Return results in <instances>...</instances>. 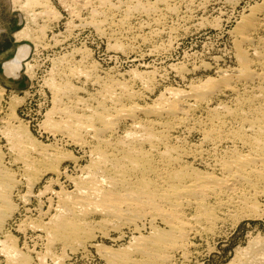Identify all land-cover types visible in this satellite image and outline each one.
I'll return each mask as SVG.
<instances>
[{
    "label": "rangeland",
    "instance_id": "rangeland-1",
    "mask_svg": "<svg viewBox=\"0 0 264 264\" xmlns=\"http://www.w3.org/2000/svg\"><path fill=\"white\" fill-rule=\"evenodd\" d=\"M29 1L27 3V0H0V91L4 92V94L1 92L0 101V129L5 127L3 122L6 121L5 119L10 113L8 103L11 102L12 104L14 101L17 103V115L21 120V125L29 132L28 136L24 137L23 142L34 144L36 148L40 145L50 144L52 145L51 149H59V152L69 154V156H67L68 159L61 158L60 161H52L45 160L34 152L28 154L29 161H32L35 166L33 173L36 175L34 178L32 177L34 185H29L27 179L30 174L25 172L22 162L16 161L17 154L8 149V142L0 134L1 164L10 173H17H12L14 179L17 180L12 190L14 194H11L13 205L11 216L8 219L9 225L7 222L6 228L1 231L0 240L8 239L7 243L16 246L20 252L22 251L24 255L28 256L30 264H105L95 245L118 250L125 248L131 238L130 230H122L124 233L121 234V237L119 232L122 231H110V229L106 231L105 227L98 224L101 219L100 215H87L89 225L95 227L93 228V237L87 239L88 244L81 245L74 250L72 247L62 248L64 244L62 245L61 240H52L46 237V232L43 229L39 230L36 226H32L33 224L42 225L55 213L54 207H56L57 198L52 197L50 192L41 194V191L53 190L54 188V190H60L63 187L65 190L72 188L65 178L59 183H50L52 185H49L46 180L50 176L55 177L54 173L57 174L55 169L59 168L60 162L64 159H66L62 163L64 165L60 167L67 165L72 172V161L75 160V157L86 155L84 149L88 150L68 140L67 135L65 136L63 132L57 131L58 128L53 126L54 124L51 122H60L68 117L61 116L56 112L60 106L61 108L70 107L71 111H73L71 107H75L74 112L85 115L103 109L112 110L115 106L112 101L117 96L115 103H120L119 105L128 106L133 103L147 108L148 104L154 106L161 94L163 96L166 93L164 95L168 97L169 88L186 89L187 86L200 84L208 78L215 80L219 78L220 73L224 74L236 70L239 65L237 49L238 45L241 44L237 34V30H239L238 21L242 16L248 15L252 9L260 7L263 2L262 0H46L49 8L45 13L37 14L39 8L33 4L29 5L30 7L33 6L32 9L29 8L27 6ZM100 1L102 2L100 3ZM111 2L113 5L110 4ZM128 10L131 13L128 14ZM148 10L154 11L150 13ZM259 12H256V17L263 18L264 12ZM25 28L29 31V37L19 40L16 34ZM263 29L264 27H259L254 32L255 41L252 43V49L249 52L252 54L247 53V56L249 54L248 58L252 60L259 58L258 53L261 54L259 51L263 50ZM22 45L30 49L27 60H30L32 69L29 72L23 67L24 62H22L18 72L11 62ZM246 46L242 45V48L244 49ZM254 51H258V53L255 55ZM6 64L8 69L5 68ZM79 67L81 73H78ZM11 68L12 72L9 71ZM71 68L78 70V72ZM15 71L17 73L12 76ZM134 71L141 75H134ZM82 73L89 76L80 75ZM232 77L234 78V76ZM67 82H70L69 85ZM54 84L59 85L54 88ZM63 84L65 85L63 86ZM116 85L119 87L114 89ZM68 86L70 87L69 93H67L68 88L66 90ZM109 88L110 90L112 88L113 92L111 91V93L112 96L116 94L115 97L107 93L106 90ZM234 88L236 89L233 91L222 89L220 93L212 96L213 98L210 97L213 102L208 99L209 97L200 104L193 101L184 102L186 107L191 103V118L186 125L175 123L167 130L164 127L161 128V124L157 125V128L160 127L159 130L167 131L169 142L177 147L174 155L179 152L183 153L184 157L181 162H187L189 168L194 167L204 172L209 170L207 172L219 174L221 173L219 163L235 152L240 153L246 150L238 139H235L236 143H234L231 137L227 139L217 136L208 139L205 137V131H209L214 125L219 124L212 119L213 117H224L225 123L220 130L225 135L234 131V128H241L240 119H236L231 111L239 108L248 111L251 105L257 104L256 102L250 104L249 101L251 99L250 92H258L257 83L246 85L238 81L234 83ZM60 89L65 92L61 94ZM124 90L126 92L129 90V92L124 94ZM69 97L73 101L69 100ZM53 99L56 101L54 102ZM80 102L83 103L80 104ZM50 108H53L55 112L53 109L51 111ZM85 108H89L91 111L84 112ZM136 115L137 118L140 117L143 120L152 118L163 123L171 120L170 117H149L144 112H139ZM11 122L16 121L12 120ZM115 122L117 124L118 121ZM119 122L116 127L118 131L115 130V135L118 134V137L120 134V136L124 135L128 128L131 130L132 120L122 119ZM201 140L202 142H200ZM86 156L82 159L83 165L90 161L89 157L86 158ZM45 171L48 173L46 172L47 175L44 176L43 180H37L39 174L42 175ZM78 174V171L73 173L75 176ZM26 201L32 202L31 205L25 203ZM251 201L260 203L257 212H248L249 214L243 216L232 214L227 220L219 223L214 231L200 235L191 234L188 244L190 245L191 242L192 244L191 247L187 248L190 252L188 261H186L187 259L185 261L180 259L174 264H248L251 263L250 261L253 264H264V197L259 196ZM210 204L214 205L213 201H210ZM28 207H34L36 211L34 210L30 214L27 210ZM186 211V213H191L192 210L186 209ZM157 223L161 228L164 227L160 221ZM142 231L146 233L147 230L142 229ZM90 243H93L92 247L89 246ZM193 243L195 244L193 245ZM252 243L256 245V248ZM247 252H250V255ZM5 259L0 254V264H5Z\"/></svg>",
    "mask_w": 264,
    "mask_h": 264
},
{
    "label": "bare ground",
    "instance_id": "bare-ground-1",
    "mask_svg": "<svg viewBox=\"0 0 264 264\" xmlns=\"http://www.w3.org/2000/svg\"><path fill=\"white\" fill-rule=\"evenodd\" d=\"M28 1L29 0H27V3ZM29 2V4L26 3L27 6L33 4L39 8V11L36 10L37 14L42 12L45 13L47 8H49V4L47 7L46 0H30ZM101 2L102 1H100V3ZM262 2L263 3H261L262 5L260 7L252 9V11H250V13L246 16L243 14L244 16H242L238 21L239 30H237V34L241 44L238 45L237 49V59L239 60V65L237 66L238 68L236 67V70L232 69L233 71H228L224 74L220 73L219 78L215 80H213L214 78H208L205 82L202 81L197 85L192 84L187 86L186 89L169 88L168 97H166V95H164L166 93L163 92L164 94L163 96L161 94L158 102H155L154 106L153 104L152 106H149V104L148 106L146 105L147 108L140 106V104L137 105L130 103L131 105L124 106L119 105L120 103H115L118 96L115 97L116 94L112 96V88L111 90L110 88L109 90H106L112 97H115L112 101L115 106L113 107L111 105L113 107L112 110L103 109L99 112L93 111V113L91 112V114L85 115L83 113L79 114V112L76 113V111L74 112L75 107H71L73 108V111H71L69 109L70 107L63 106L64 108H61L60 106L59 109L58 106L59 110L56 113L61 116H67L68 118H66L67 120L64 118L65 120L62 119L60 122H51L54 124L53 126L58 128L57 131L63 132L65 136L67 135L68 140L74 142L76 145L82 146L83 149H88H84V154L87 156L84 155L83 157H89L90 161L83 165L81 162L84 158L75 157V160L72 161V172H70V167L67 165L60 167L64 165H62V163L68 159L67 156H69V154H62L58 151L59 149H51L50 147H52V145L50 144L40 145L36 148L34 147V144H25L23 142L24 137H27L29 132H27L21 125V120L17 115V103L12 101L11 104V102H9L10 113H7L8 117H6V121L3 122L5 127H1L0 134L4 137V139H6V142H8V149L17 154L16 161L19 160L22 162L25 172L30 174V177L27 179V184L34 185V183H32V177L34 178L36 176L35 173H33L35 166L32 161H29L27 156L28 154L34 152L45 160L60 161L61 158H66L60 162L59 168L55 169L57 172V174L54 173L55 177L50 176L46 182H49V185H52L50 183H59L63 178H65V180L68 181L72 187L70 190L63 189L65 187L60 190H54L55 188L53 190L48 189L47 191L46 189L44 191L40 190L41 194L43 192H50L52 197L57 198L56 207H54L55 213H53V215L48 218L46 222H43L42 225L33 224L32 226H36L39 230L43 229L46 232V237L52 240H61L60 242L62 245L64 244V247L62 248L72 247L75 250L81 245L85 246L88 244L87 239L93 237V228L95 227L89 225V221H87L86 216L97 214L101 216L100 222L97 223L100 224V226L105 227L107 229L106 231L109 229L110 231H122L124 229L131 231V238L129 239L128 244L125 248L123 247L120 250L113 249L111 247L108 248L107 246L103 247L101 245H95L99 254L103 257L105 264H174L175 261H179L180 259L185 261L188 258L190 252L187 248L191 247L190 245L192 244V242L190 245L188 244L191 239V237L189 238L191 234L200 235L201 233L205 234L206 232L214 231L218 227L219 223L227 220V218L232 214L236 216H243L248 212H257V210H259L258 205L260 203L257 204V202L251 200L259 196L264 197V45L262 51L258 50L261 54L258 53V51H254L255 55L257 53L259 54V58H254L252 60L248 58V56L249 54H252L249 52L252 49V43L255 41L254 32H256L257 28L264 27V17H256V12H264V0H262ZM110 4L113 5L112 2ZM105 6L107 7V5ZM32 7L33 6H29L31 9ZM139 7H141L140 4ZM147 8L149 9V7ZM149 10L148 12H150ZM129 12L131 13L130 10H128L127 13L129 14ZM96 13H94V15H96ZM99 24L101 25V23ZM16 36L19 40L28 38L29 31L27 28L22 29L16 34ZM242 45L247 46L243 49ZM29 53L30 49L25 45H22L19 48L16 57L11 61L17 72L20 69L22 62H24L23 67L27 72L32 69L30 60H27ZM247 53H249L248 56ZM6 66L7 64L5 65V68H7ZM74 70L78 72V70L73 69V71ZM9 71L12 72V68L11 70L9 69ZM9 71H7V73ZM87 71L89 70L87 69ZM17 72L15 71L12 76H14ZM78 73H81L80 67ZM135 74L138 76L140 73L134 71V75ZM80 75H83V73ZM86 75L88 74L83 76L86 77ZM232 76H234V78ZM238 81L243 82V84L246 85H250L252 83L258 84V92L251 91V99H246L250 101V104L251 102H256L258 105H251L248 111L244 108H239L234 111L230 110L236 119H240L241 128H234V131L225 135L223 134V131L220 130V128L222 129V125L225 123L224 117H213L212 119L219 124L214 125L211 130L205 131V137L207 139L216 136L219 138L225 137V139L231 137L234 143H236L235 139H238L246 150L241 151L240 153L235 152L229 158H225L223 161L221 160L222 162L219 163V170L221 173L219 174L215 172H207L209 170L204 172L199 170V168H189L186 164L187 162H181V159L184 157L183 153L179 152L174 155L177 147L169 142L167 131L165 130H167V128H171V126L175 123L180 125L187 124V121L191 118V103L188 107H186V103L184 104V102L193 101L194 103L200 104L208 97V99H210V97L216 95L218 92L220 93L222 89L233 91V89H236L234 88V83H237ZM69 83L67 85H69ZM57 85L54 84V88H56ZM64 85L65 84H63V86ZM50 87L52 88V86ZM118 87L116 85L114 89ZM67 88V93H69L70 87H66V90ZM62 90L61 94L65 92ZM1 92L2 91H0V101L2 98ZM128 92L129 90L127 92L125 91L124 94ZM2 93L4 94V92ZM55 97L56 96H54V98ZM59 99L62 100V98ZM69 100L73 101L70 97ZM55 101L56 100H54V102ZM211 101L210 103L213 102ZM59 102L61 101L59 100ZM64 102L66 101L64 100ZM82 103L83 102H80V104ZM219 106L223 107L222 105ZM54 108L57 109V107ZM87 111L90 112L91 110L89 108H85L84 112ZM53 112H55L54 109ZM139 112H144L149 117H170L171 120L165 123L156 121L152 118L149 120H143V118H137L136 114ZM50 114L52 115V113ZM49 119L51 120L52 117ZM122 119L132 120L131 130L128 128V131H126L124 135L120 136V134L118 137L117 133V135H115V132L118 131V129L116 130V127L118 122ZM12 120L16 122H11ZM115 121H118L117 124ZM47 123L49 122L47 121ZM159 124L162 125L161 128L164 127L166 129L159 130L160 127L157 128V125ZM200 142H202V140ZM1 163L2 157L0 155V233L4 228H6L5 225L12 213L13 201L11 200V194H14L12 193V190L17 180L14 179V176L12 175L13 172L10 173L7 171ZM46 170L52 172L49 168H46ZM48 171L43 172L42 175L39 174L40 176L37 180H43ZM74 171L79 172L78 176L73 175ZM36 200L38 201L37 198ZM210 201H213L214 205H211L212 203L210 204ZM25 203L31 205L32 202L26 201ZM186 209L192 210L191 213H186ZM27 210L31 214L32 211H36V208L28 207ZM29 217L31 216L29 215ZM33 218L35 219V217ZM158 221L164 225L163 228H161V226L157 223ZM7 225H9V222ZM142 229L147 230L146 233H143ZM123 233L124 231L119 232L120 235ZM7 240L8 239L0 240V254L6 258L5 264H30L28 256L24 255L22 251L20 252L16 246L7 243ZM48 241L50 242V240ZM92 244L93 243H90L89 246L92 247ZM194 244L195 243H193V245ZM253 246L255 247L256 245L253 244ZM249 253L250 252H247V254ZM247 257L249 258V256ZM186 261H188V259ZM250 262L251 263L248 264H253L252 261Z\"/></svg>",
    "mask_w": 264,
    "mask_h": 264
}]
</instances>
